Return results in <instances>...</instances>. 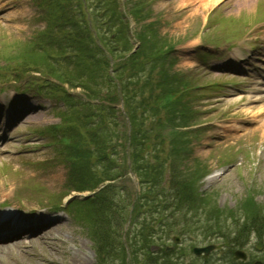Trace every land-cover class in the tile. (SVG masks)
<instances>
[{"label": "rangeland", "instance_id": "rangeland-1", "mask_svg": "<svg viewBox=\"0 0 264 264\" xmlns=\"http://www.w3.org/2000/svg\"><path fill=\"white\" fill-rule=\"evenodd\" d=\"M242 1L244 4L239 8L241 11L244 10L247 12V14H250L256 10V3H258L257 0ZM232 3L234 4L233 1L227 3L226 0H179L175 8L173 7L170 12H166V14H164V25L160 27V40H165L166 43V40L169 42H174L176 40L182 39L185 36H193L197 28L200 27L201 20L204 19L205 12L214 11L217 7L221 6L222 4H224L225 7H232ZM28 4L29 0L26 1V4H23L21 6L20 10L18 11V15L12 18L13 22H10L9 24H4L0 21V51L10 45L12 39L16 38L17 33L22 30L24 25L23 21L28 18L30 13ZM185 6L187 7L186 12L189 13L190 16L196 15L198 16V18L195 17L189 22H185L186 20L178 19L177 13H182L183 11H185ZM233 7L236 8V5L234 4ZM179 8L184 9L182 12H179L177 11V9ZM233 12H235V14L239 13V11ZM6 15H9V13ZM19 18L20 20H18ZM211 33H214L213 29L206 30L207 36H211L212 38L217 36ZM152 48H154V44L152 45ZM182 67H185V64H182ZM227 105H229V107L232 106V102ZM253 130H255L257 134L261 132L259 129L256 128H254ZM253 130H249L246 133L245 141H253ZM192 144L194 146V151H191L190 153V157L192 158L197 157L202 160V158L206 155L208 159L210 156L216 155V151H208V149H206L205 153V150L203 151L201 149V145H197L198 141H193ZM214 165L219 166V163H215ZM250 181H252L253 183L252 191L254 193L256 201L264 205V152H261L259 154L255 151L248 152V159L242 163V167L235 169L233 174H230L228 178H226L225 175L220 180H218L217 183H215L216 188L218 190L216 193L217 204L220 207H222L223 205L226 207L232 206V204L235 203L236 200H239L240 198L245 196L246 190H244V188ZM66 238L67 240H63L64 243L60 244L59 249L55 248L56 243L54 247L51 245V243H41L36 246V248L28 250L27 253H32L34 251H37L39 254L45 253L48 259L52 260L51 264H56L55 262L53 263V260H56L58 262L60 258H67V260H73L74 254H79L78 249L80 250V252L83 251V243H85V240L81 237L78 238V240L77 237L69 238V236H67ZM61 249H63L66 254ZM88 256L89 254H87V257ZM7 259L11 260L9 258ZM43 263L44 262L42 261H34L33 258H30L28 256H25L24 258L21 257V259L17 260L16 263L15 261L12 262V264ZM83 264H85V260Z\"/></svg>", "mask_w": 264, "mask_h": 264}]
</instances>
